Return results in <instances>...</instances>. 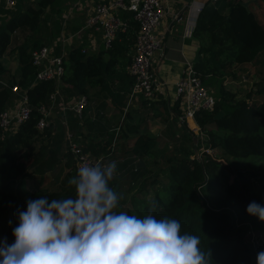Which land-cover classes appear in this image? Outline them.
<instances>
[{
    "label": "trees",
    "instance_id": "1",
    "mask_svg": "<svg viewBox=\"0 0 264 264\" xmlns=\"http://www.w3.org/2000/svg\"><path fill=\"white\" fill-rule=\"evenodd\" d=\"M53 2L37 0L21 10L0 9V111L15 98L9 89L13 84L25 89L30 109L28 120L15 131L3 133L0 129V242L6 240L9 245L15 242L12 232L18 225V211L26 210L27 201L75 195L74 186L68 184L76 175L74 164L61 148V138L51 137L49 129L38 132L34 128L40 117L37 108L40 104L49 105L54 85L50 81L30 85L35 69L29 57L31 50L42 43L35 32L41 12ZM241 3L242 0H228L219 7L205 5L191 33L197 46L192 64L194 75L206 89L214 91L212 109L195 112L194 123L207 137L208 147L218 152L216 157L201 152L200 160L193 158L192 136L184 131L171 155L164 158L162 170L152 177L144 176V158L153 153L155 139L141 122L132 121L129 111L117 119L104 139L93 143L96 136H92L82 149L106 165L123 158L116 163L119 174L110 181V186L122 196L116 211L142 217L150 211L149 202L154 201L151 214L157 219H176L182 234L199 236L201 249L211 253V264H256L257 253L264 251V221L246 212L253 201L264 206V27ZM119 16L126 21V29L117 34L108 50L85 55L75 48L63 56L61 93L66 97L84 95L87 99L80 121L74 120L78 129L101 127L91 115L87 116L92 99L102 90L107 91L105 76L111 77L117 67L127 62L124 55L133 44L137 26L129 13ZM15 31H31L34 37L30 34L15 47L16 73L9 75L3 55ZM252 64L259 66L260 76L252 89L240 97L227 92L222 85L224 79L240 80L242 69ZM164 102L160 98L156 101L162 113L167 107ZM150 110L153 117L162 115L153 106ZM173 112L178 115L175 102ZM218 112L220 116L214 118ZM173 119L176 123L177 119ZM179 127L185 129V125ZM116 128L115 139H133L127 148L121 142L116 145L121 148L118 156L110 147ZM134 160L141 161L142 167L132 166ZM131 161L126 170L121 169ZM28 166L32 167L30 174L39 177V185L46 173L55 178L62 174L57 182L53 179L63 186L59 190L27 188L23 177ZM249 231L260 234L252 245L246 240Z\"/></svg>",
    "mask_w": 264,
    "mask_h": 264
},
{
    "label": "clouds",
    "instance_id": "2",
    "mask_svg": "<svg viewBox=\"0 0 264 264\" xmlns=\"http://www.w3.org/2000/svg\"><path fill=\"white\" fill-rule=\"evenodd\" d=\"M116 162L84 163L68 184L75 195L27 201L18 211L15 242H0V264H211L197 235L181 233L172 218L116 211L122 196L111 186ZM250 216L264 221V206L251 202ZM264 264V251L256 256Z\"/></svg>",
    "mask_w": 264,
    "mask_h": 264
},
{
    "label": "crops",
    "instance_id": "3",
    "mask_svg": "<svg viewBox=\"0 0 264 264\" xmlns=\"http://www.w3.org/2000/svg\"><path fill=\"white\" fill-rule=\"evenodd\" d=\"M36 1L37 0H15L13 9L21 10L26 4H34ZM96 1L97 0H54L50 6H46L41 12L38 27L35 28V32L38 34L39 38L41 37L42 43L39 45H51L55 54H65L67 51L75 48L85 55H96L98 52L102 51L101 34L83 28L84 21L90 14L91 8ZM160 1L164 16L156 29V33L162 37L164 57L161 59L160 57H156L153 61L152 69L159 80L165 84L166 94L162 98H164L163 101H165L164 103L167 107H165L162 113L161 106L156 103L158 99L148 100L136 95L133 99L128 101L131 79L127 74L126 65L129 57L133 53V44H131L130 49L127 50L124 55L127 62L117 67L111 77L105 76V80L108 83L107 91L105 92L102 90V92L95 95L91 102L92 107L90 111L87 112V116L91 115V118L94 121H98L101 127L94 126L92 129H89L81 126L78 129V125L74 120H80L76 118L71 111L63 109L64 103L69 102L75 96L66 97L59 91L60 95L53 100L50 109L52 126L49 129V134L51 137L59 136L61 138L60 145L63 150L65 129L83 149V146L87 145L88 139L90 137L92 138V136H96L92 138L93 143H97L98 140L104 139L106 132L107 134L110 133L117 119L129 111V115L132 116V121L141 122L143 124L142 128H145L149 135L156 140L155 134H151L152 128L154 130L159 129L160 131V128L163 126L162 121H164L167 116H171L170 114H172L173 117H177L173 112L174 102L177 105L179 114L180 105L179 102L174 99L173 84L183 70L184 61H189L193 64L196 59L197 46L195 40L191 36L193 27L190 26V22L187 20L188 17L186 16V5L190 0ZM194 1L201 3L203 7L205 5L219 7L223 6L224 2L228 0H217L214 5L210 4L208 2L209 0ZM245 1L249 2L246 9H249L254 14L255 18L256 14L264 12V5H258L259 1L264 3V0H242V2ZM226 9L227 7L224 6V13H226ZM123 14L125 15L126 13ZM30 33L32 37H34V33L31 31ZM22 34L23 36L21 37L23 41L27 32ZM41 34L44 37H42ZM61 37L68 39L66 43L60 42L59 39ZM103 95L105 97H103ZM100 103L103 104L104 107H100ZM150 106H153L154 109L157 108L158 111H161L162 115L159 116L160 114H158V116L153 117ZM173 117L171 122L175 124ZM179 129L182 128L179 127ZM128 141H133V139L122 140V142L115 139L112 147L110 143L111 151L114 150L113 155H119L121 149L120 144H122L124 148L129 147L131 143L128 144ZM118 143L120 144L116 147ZM122 160L123 158L121 157L114 161L118 163ZM137 163L139 164L136 166ZM128 165H132V161L121 169L126 170ZM132 166L135 168L142 167V162L134 160ZM118 172L119 171L116 170L115 175H118Z\"/></svg>",
    "mask_w": 264,
    "mask_h": 264
},
{
    "label": "built area",
    "instance_id": "4",
    "mask_svg": "<svg viewBox=\"0 0 264 264\" xmlns=\"http://www.w3.org/2000/svg\"><path fill=\"white\" fill-rule=\"evenodd\" d=\"M210 4H216L217 0H209ZM15 0H0V9H13ZM186 16L193 27L196 17L202 10L203 5L194 0H190L186 5ZM121 13H129L130 19L136 23V32L133 37V53L129 57L126 65V71L131 79V88L128 101L136 96L143 99H164L165 84L155 75L152 65L156 57L163 58L162 37L156 33V29L162 21L164 12L160 0H97L90 14L86 17L83 28L93 30L101 34V45L103 50H108L113 40L119 32L126 29V21L119 16ZM61 43H66L68 39L61 37ZM64 53L55 54L51 45H39L30 52V64L35 69L33 79L30 85L37 82L50 81L54 85V91L49 95V105L40 104L37 111L40 117L34 128L41 132L44 129L51 128L50 109L53 100L60 95L61 76L63 74V56ZM184 66L178 79L173 84L174 99L179 102L180 112L177 115V123L180 126L187 124L188 121L194 123V114L197 111L211 110L214 98L209 94L206 87L194 75L192 63L184 61ZM3 85H5L3 83ZM10 91L15 95L10 106L0 111V129L3 133L15 131L20 125L25 123L30 115V109L25 89H21L17 84L9 86ZM87 106V99L84 95H78L69 102L64 103L63 109L71 111L76 118L81 119L83 109ZM195 124V123H194ZM198 133H204L195 125ZM114 136L111 140V147L114 145L117 128L114 130ZM200 142L196 136V142ZM64 152L72 160L74 171L84 163H103L101 158H94L88 153L82 151L80 144L65 129L63 140ZM208 152L199 148V154ZM192 157L200 159L197 150L193 152ZM106 165V164H105ZM248 243L254 244L260 234L249 231Z\"/></svg>",
    "mask_w": 264,
    "mask_h": 264
},
{
    "label": "rangeland",
    "instance_id": "5",
    "mask_svg": "<svg viewBox=\"0 0 264 264\" xmlns=\"http://www.w3.org/2000/svg\"><path fill=\"white\" fill-rule=\"evenodd\" d=\"M258 5H264L262 2H258ZM257 21L264 27V12L256 14ZM27 34L24 36L23 40H25L26 37L30 36V32L26 31ZM24 32L20 31H15L11 35V41L9 46L7 47L5 53H4V59L6 60L5 67L8 71L9 75H15L16 73V67H17V61H16V56H15V47L18 46L19 43H22V37ZM250 68V69H249ZM243 70V75L241 76L240 80H229V79H224L223 81V87L225 90L229 93L235 94L237 97H240L243 95L244 91L248 89H252V86L258 82L260 76L257 70H259L258 65H253L250 66L248 65L247 68L242 69ZM246 79V80H245ZM245 80V81H243ZM209 94L214 98V91L210 88L207 89ZM171 116H167V118L162 121L163 126L159 129L154 130L152 128L151 134H155L156 140H155V146L153 153L151 155H148L147 157L144 158V163H145V173L143 174L146 177H152L154 174H156L158 171L162 170V167L165 165L163 162L165 161L164 158L168 157V155H171L172 153V148L174 145L178 144L177 140L180 138V134L185 131V133L189 134L192 136V151L195 152L197 150L198 155L199 154V148L204 149L208 152V155L211 157H216V154L218 153L216 150L210 149L208 147L207 143V137L203 135L202 133H198V131H193L196 129L195 124L192 121H188L187 124L185 125V129H179V124L178 123H173L171 122L173 115L170 114ZM178 124V125H177ZM143 126V124L141 123ZM178 126V127H177ZM165 129V130H164ZM159 131V132H158ZM148 133V132H147ZM180 133V134H179ZM196 136L199 138L200 142H196ZM132 143V141H128V144ZM193 144V145H192ZM204 153V152H203ZM206 154V153H205ZM202 157V155H201ZM201 159V158H200ZM197 159V160H200ZM221 160L223 163L225 162V159L223 158H218ZM31 166H28L26 169V176L23 177V180L27 186V188H43V189H60L63 185L57 184V180L61 179L59 177H62V174L55 178L52 177L53 174L50 176H47L46 173L44 174L45 176L43 177L42 183L39 185L38 184V176L34 174H30ZM47 173H52V172H47ZM64 173V170H63ZM161 174L158 173V178L160 179ZM56 179V182H54V179ZM135 188V187H134ZM133 188V189H134ZM126 189V187H124ZM152 192V191H151ZM246 236V240H248ZM261 243H264V240L261 239Z\"/></svg>",
    "mask_w": 264,
    "mask_h": 264
},
{
    "label": "water",
    "instance_id": "6",
    "mask_svg": "<svg viewBox=\"0 0 264 264\" xmlns=\"http://www.w3.org/2000/svg\"><path fill=\"white\" fill-rule=\"evenodd\" d=\"M249 4L248 1H245V2H242L241 5L244 7V8H247V5ZM220 116V112H218L214 118H218ZM139 163L136 164V166L138 165Z\"/></svg>",
    "mask_w": 264,
    "mask_h": 264
}]
</instances>
